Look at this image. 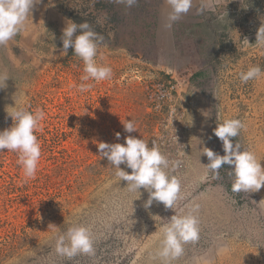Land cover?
Instances as JSON below:
<instances>
[{"label": "rangeland", "instance_id": "obj_1", "mask_svg": "<svg viewBox=\"0 0 264 264\" xmlns=\"http://www.w3.org/2000/svg\"><path fill=\"white\" fill-rule=\"evenodd\" d=\"M62 1L64 16L104 37L96 59L113 75L82 81L83 61L71 47L64 54L52 34L32 46L18 37L0 46V76L9 77L0 89V131L13 125L7 112L15 105L45 113L34 133L41 145L35 179L25 182L19 153L0 152V264H162L160 229L193 203L200 205L199 239L172 264H264V187L233 193L232 166L213 179L202 154L208 147L224 155L213 129L235 118L244 127L233 144L264 167V76L240 81L251 66L264 70V48L256 44L264 0L193 2L170 30L165 0H139L131 9L111 0ZM187 65L196 75L178 80ZM168 82L176 86L173 99L158 106V89ZM81 83L93 87L81 93ZM125 120L137 131L125 132ZM129 135L154 142L169 159L166 171L181 186L175 209L156 202L145 209L148 192L129 191L100 156L99 142L124 144ZM172 161L179 167L172 170ZM74 226L90 229L93 256L56 253L54 237Z\"/></svg>", "mask_w": 264, "mask_h": 264}, {"label": "clouds", "instance_id": "obj_2", "mask_svg": "<svg viewBox=\"0 0 264 264\" xmlns=\"http://www.w3.org/2000/svg\"><path fill=\"white\" fill-rule=\"evenodd\" d=\"M111 2L131 9L138 5L139 0H111ZM40 3L41 0H0V46H7L23 30L32 9ZM165 4L170 11L167 13L163 27L170 30L182 16L189 13L193 7V0H165ZM78 30L79 34H77ZM61 40L64 54H67V50L71 47L74 54L83 61L85 75L81 77L82 81L101 82L111 79L112 69L98 64L96 59L104 37L93 30L87 21L77 24L68 20L62 30ZM256 44L264 48V27L258 29ZM261 76H264V70L259 65H255L240 73V81L247 83ZM8 79L7 75L0 76V89L6 87ZM92 87V84L81 83L78 91L87 92ZM7 114L14 123L10 128L0 131V152L7 149L19 153L18 163L23 167L27 182L35 179L41 158V145L34 133L40 127L45 113L42 110L33 113L25 107L15 105ZM123 127L127 133L137 131L133 120H125ZM243 127L239 119H224L213 129L214 136L222 142L224 155L208 147L202 150V154L209 161L205 167L212 174L213 179L221 178L220 169L223 165L232 166L229 175L233 178L231 184L233 193L257 192L264 187V167L261 165V160H258L251 151H241L238 142L235 145L232 142V138L237 137ZM116 138L119 140L120 133H116ZM97 149L100 156L106 158L116 169L115 176L120 181L127 182L129 191L140 193L139 190L143 188L148 192L145 209L150 208L154 202L162 203L166 209H175L176 202L180 198V180L174 175L170 176L166 171L169 169L170 161L154 142L152 147H149L144 139L129 135L125 137L124 144L99 142ZM179 164L180 161H172V170L179 167ZM121 165L131 169V173L123 170ZM199 209L200 205L193 203L186 214L175 212L176 214L168 219V223L162 226L160 229L162 238L157 253L162 264H172L183 255L185 244L199 239ZM54 239L56 253L69 260L80 254L89 256L95 254L94 240L88 227H69Z\"/></svg>", "mask_w": 264, "mask_h": 264}, {"label": "crops", "instance_id": "obj_3", "mask_svg": "<svg viewBox=\"0 0 264 264\" xmlns=\"http://www.w3.org/2000/svg\"><path fill=\"white\" fill-rule=\"evenodd\" d=\"M200 0H193L195 5H198ZM210 0H201L204 5ZM242 2V0H238ZM62 0H41V3L35 5L23 30L14 38L18 37L20 44L32 46L36 44L45 34H52L49 38L62 37V30L66 27L67 21L70 20L60 11ZM63 4V3H62ZM193 4L192 9L195 7ZM209 5V4H208ZM167 17L169 7L165 5L162 10ZM55 35V36H54Z\"/></svg>", "mask_w": 264, "mask_h": 264}, {"label": "built area", "instance_id": "obj_4", "mask_svg": "<svg viewBox=\"0 0 264 264\" xmlns=\"http://www.w3.org/2000/svg\"><path fill=\"white\" fill-rule=\"evenodd\" d=\"M168 85H169L168 87L160 86V88L158 89V92L156 94V100H157L158 106H160L161 103L165 104L166 101L169 102L170 99H173L172 94H173V91L176 87L175 83L171 84V82H168ZM170 112L173 114L174 110L171 109Z\"/></svg>", "mask_w": 264, "mask_h": 264}, {"label": "trees", "instance_id": "obj_5", "mask_svg": "<svg viewBox=\"0 0 264 264\" xmlns=\"http://www.w3.org/2000/svg\"><path fill=\"white\" fill-rule=\"evenodd\" d=\"M196 75V67L194 65H187L186 67L179 69L176 72V78L178 80H185Z\"/></svg>", "mask_w": 264, "mask_h": 264}]
</instances>
